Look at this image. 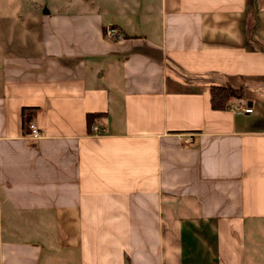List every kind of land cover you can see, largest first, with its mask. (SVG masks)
<instances>
[{"label": "crops", "instance_id": "obj_1", "mask_svg": "<svg viewBox=\"0 0 264 264\" xmlns=\"http://www.w3.org/2000/svg\"><path fill=\"white\" fill-rule=\"evenodd\" d=\"M76 2L0 17V264H264V0Z\"/></svg>", "mask_w": 264, "mask_h": 264}, {"label": "rangeland", "instance_id": "obj_2", "mask_svg": "<svg viewBox=\"0 0 264 264\" xmlns=\"http://www.w3.org/2000/svg\"><path fill=\"white\" fill-rule=\"evenodd\" d=\"M76 1L78 0H0V17L5 16L10 18L11 21L14 19V21L18 20L22 23L31 17L29 14L39 10L41 5L46 4L49 8L60 9L71 5V3H77ZM239 105L242 106L244 104Z\"/></svg>", "mask_w": 264, "mask_h": 264}, {"label": "trees", "instance_id": "obj_3", "mask_svg": "<svg viewBox=\"0 0 264 264\" xmlns=\"http://www.w3.org/2000/svg\"><path fill=\"white\" fill-rule=\"evenodd\" d=\"M111 28L115 29L113 26ZM209 92L211 108L215 111L229 110L235 105L245 104L248 99V91L246 89L235 87L230 83L224 86H211ZM99 117L100 114H88L87 122L89 129L92 128Z\"/></svg>", "mask_w": 264, "mask_h": 264}, {"label": "built area", "instance_id": "obj_4", "mask_svg": "<svg viewBox=\"0 0 264 264\" xmlns=\"http://www.w3.org/2000/svg\"><path fill=\"white\" fill-rule=\"evenodd\" d=\"M106 37L108 40H119L121 35L113 28H107ZM239 113L251 114L253 112L252 108L242 105L236 108ZM98 129L96 128V131ZM26 135L31 139L38 140L41 138L40 130L37 124L33 121H30L26 124Z\"/></svg>", "mask_w": 264, "mask_h": 264}]
</instances>
